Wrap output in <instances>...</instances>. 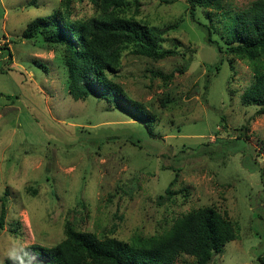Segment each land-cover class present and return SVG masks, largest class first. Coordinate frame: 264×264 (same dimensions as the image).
<instances>
[{"label":"rangeland","instance_id":"374dc122","mask_svg":"<svg viewBox=\"0 0 264 264\" xmlns=\"http://www.w3.org/2000/svg\"><path fill=\"white\" fill-rule=\"evenodd\" d=\"M128 1L127 15L158 27L189 20L165 36L170 46L173 39L192 45L194 61L185 72H175L184 64L181 57L152 62L127 53L122 59L120 82L156 112L157 123L133 116L129 104L116 107L96 96L74 100L62 50L23 38L31 21L61 3L79 19L96 16L92 0H0V200L7 205L0 255L12 239L27 247L55 246L68 223L122 241L150 237L179 215L211 206L240 226L239 238L212 264H261L264 114L242 103L254 81L251 63L231 57V70L227 55L188 18L186 0ZM253 1L225 4L238 12ZM221 36L220 29L215 38L223 41ZM174 180L177 195L159 200Z\"/></svg>","mask_w":264,"mask_h":264},{"label":"trees","instance_id":"16d2710c","mask_svg":"<svg viewBox=\"0 0 264 264\" xmlns=\"http://www.w3.org/2000/svg\"><path fill=\"white\" fill-rule=\"evenodd\" d=\"M186 1L188 18L205 32L206 42L220 54L227 55L231 70L234 69L231 57L251 63L254 81L244 91L242 103L257 107L258 114L263 115L264 0H255L238 12L231 10L225 4L226 0ZM92 3L99 12L89 19L77 18L68 4L61 3L51 15L31 21L23 38L41 39L48 46L62 50L61 61L68 71L69 95L74 100L86 101L90 96H96L116 107L129 104L135 109L133 116L141 121L159 122L156 112L131 97L120 82L122 59L127 53L152 62L181 57L184 64L175 72H185L194 61L192 45L188 43L189 47H185L173 39L170 46L165 36L172 30L181 29L189 20L182 17L173 25L162 28L127 15L128 0H92ZM202 12L207 21L201 18ZM215 18L220 19L221 27L214 25ZM220 29L224 42L215 38ZM8 56L12 59L9 49ZM222 63L220 61L216 66V71ZM156 75L169 81L174 77V73L168 77L161 72ZM207 79L208 90L210 75ZM170 102L168 100L165 107ZM175 171L178 174L179 171ZM175 180L159 200H171L177 195L172 190ZM0 202L1 233L5 228L7 205L5 199ZM239 232L238 222L207 206L179 215L162 233L150 237L135 234L129 241H122L113 235L99 237L92 232H83L68 223L65 238L57 245L33 244L28 248L38 253L42 264H177L181 258L193 259L194 264H212L226 244L239 238ZM258 260L264 264V257Z\"/></svg>","mask_w":264,"mask_h":264},{"label":"clouds","instance_id":"9594fccd","mask_svg":"<svg viewBox=\"0 0 264 264\" xmlns=\"http://www.w3.org/2000/svg\"><path fill=\"white\" fill-rule=\"evenodd\" d=\"M5 261H9L10 264H42L37 252L16 239H12L4 253L0 255V264H5Z\"/></svg>","mask_w":264,"mask_h":264}]
</instances>
